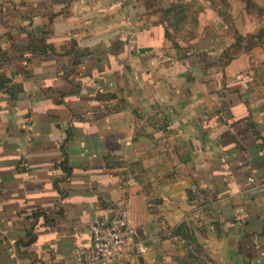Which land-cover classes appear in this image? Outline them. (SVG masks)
Returning a JSON list of instances; mask_svg holds the SVG:
<instances>
[{
    "label": "crops",
    "instance_id": "1",
    "mask_svg": "<svg viewBox=\"0 0 264 264\" xmlns=\"http://www.w3.org/2000/svg\"><path fill=\"white\" fill-rule=\"evenodd\" d=\"M198 21L177 49L142 0H0V73L24 85L0 91V264H72L120 208L147 250L116 264H177L184 221L209 264H264V50L222 66L234 35L214 10ZM43 30L56 54L25 49Z\"/></svg>",
    "mask_w": 264,
    "mask_h": 264
},
{
    "label": "trees",
    "instance_id": "2",
    "mask_svg": "<svg viewBox=\"0 0 264 264\" xmlns=\"http://www.w3.org/2000/svg\"><path fill=\"white\" fill-rule=\"evenodd\" d=\"M10 1V0H9ZM245 1V9L246 11L250 10L251 6L257 8L261 15L264 16V6H260L254 2V0H244ZM150 7V6H148ZM189 7L187 5H178V6H171L165 12L164 21L167 23L165 27V35L166 37L172 41L175 48L180 49L179 42L177 41V37L180 36L179 34L184 30V27H188L186 33L182 36L184 39H192L196 37V29L199 24L198 15L197 13H189ZM54 16L51 17L50 23H52ZM264 24V23H263ZM48 31L43 30L40 37L35 36L32 32L28 33V45L25 48L26 50H31L35 54H56V48L46 42V38L44 37ZM235 37V43L231 47H242L240 44L242 40L245 39L244 35L239 33L238 30L234 29L232 31ZM257 41H253L252 39L246 40L247 43L245 47L239 49L237 52L230 54L228 49L225 50L222 55L220 62L222 66H226L237 54L241 51H248L251 50L255 46L262 47L263 45V37H264V25L259 28V31L256 35H252ZM75 57L74 65L78 64L81 59L88 56L90 53L87 50H82L81 52L72 51L71 52ZM207 54H200V57L206 66H211V62L208 60ZM5 61L4 54L0 51V61ZM213 64V63H212ZM222 69V67H220ZM0 91L3 92L5 95L9 96L12 101L18 100L19 97L24 92V85L22 83L14 82L12 78L8 77L4 73H0ZM107 97H115V95L109 94ZM97 99L105 98L104 95H96ZM222 114V111L219 112ZM222 119V118H221ZM250 127H253L249 124ZM69 136L67 135V139ZM62 152L64 156V160L62 165L64 169L69 172L70 169L67 167L68 159H67V152H66V143L62 144ZM189 199H193V192L189 189L188 190ZM40 215H45L44 213H39ZM220 223L217 221L214 223V228L218 235H221ZM204 232V231H202ZM173 236L179 238L181 241L184 242V248L186 250V254L184 256L176 257L177 264H209L212 260L206 255L204 245L199 241L198 235L196 233V229L187 221L182 222L172 231ZM29 238L33 241L32 233H29ZM30 241V242H31ZM27 243V242H26ZM19 243H17L18 246ZM18 248V247H17ZM207 261H203V259ZM191 261V262H190Z\"/></svg>",
    "mask_w": 264,
    "mask_h": 264
},
{
    "label": "built area",
    "instance_id": "3",
    "mask_svg": "<svg viewBox=\"0 0 264 264\" xmlns=\"http://www.w3.org/2000/svg\"><path fill=\"white\" fill-rule=\"evenodd\" d=\"M136 230L127 209H117L109 219H99L91 226V241L79 249L72 264H116L136 252L144 254L145 243L136 239ZM12 259L17 258L15 243L9 248Z\"/></svg>",
    "mask_w": 264,
    "mask_h": 264
},
{
    "label": "rangeland",
    "instance_id": "4",
    "mask_svg": "<svg viewBox=\"0 0 264 264\" xmlns=\"http://www.w3.org/2000/svg\"><path fill=\"white\" fill-rule=\"evenodd\" d=\"M142 2H146L148 6L153 7L154 9H159L161 13H164L165 10H167L169 7H171L173 5L178 6L181 4H183V5L185 4L190 8L189 9L190 14L191 13L195 14L198 11L201 13L205 9L214 10L216 12V15L217 16L219 15L222 18L223 24L228 25V30H229V33H231V34H233L232 31L236 28L233 26L232 27L230 26L232 23V18H231L232 14H230V10L241 9L243 11V9H245V1L244 0H142ZM249 9L250 10L247 11V14H248L249 20L252 24L250 26L251 31H248L245 33V35H244L245 39L242 40V42L240 44L242 47H231L230 46L227 48L230 54L235 53L239 49H242L243 47H245V45L247 43L246 40L252 39L253 41H257V39L254 38L252 35H256L259 31V28L262 25H264L263 24L264 23V16L261 15V12L253 6H251ZM244 22H245V20L243 21V24H244ZM229 26H230V28H229ZM187 30H188V27L186 28V26H185L184 30L179 34L180 36H178V37H182L186 33ZM223 43H224V40L221 43V45ZM184 47L185 48L187 47L188 51L190 50L189 45L184 46ZM262 47L264 48V37H263ZM259 69H261L264 73L263 67L260 66ZM203 261H207V260L204 258Z\"/></svg>",
    "mask_w": 264,
    "mask_h": 264
},
{
    "label": "water",
    "instance_id": "5",
    "mask_svg": "<svg viewBox=\"0 0 264 264\" xmlns=\"http://www.w3.org/2000/svg\"><path fill=\"white\" fill-rule=\"evenodd\" d=\"M199 137L201 140L204 138V131L202 129H199Z\"/></svg>",
    "mask_w": 264,
    "mask_h": 264
}]
</instances>
